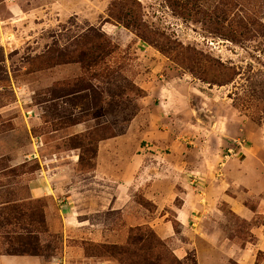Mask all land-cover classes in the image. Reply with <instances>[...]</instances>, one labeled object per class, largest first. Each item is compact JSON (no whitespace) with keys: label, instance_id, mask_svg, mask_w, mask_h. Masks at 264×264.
Wrapping results in <instances>:
<instances>
[{"label":"rangeland","instance_id":"obj_1","mask_svg":"<svg viewBox=\"0 0 264 264\" xmlns=\"http://www.w3.org/2000/svg\"><path fill=\"white\" fill-rule=\"evenodd\" d=\"M92 44L100 56L88 66L81 52ZM153 78L192 86L187 106L195 111L187 107L176 113L188 123L190 116L210 123L220 117L234 134L238 120L247 125L243 153L232 136L226 145L204 129L185 132L192 127L178 120L175 136L207 145L188 144L192 156L196 149L223 155L232 148L238 166L257 154L264 142V0H0V236L10 230L9 239H18L29 226L43 232L44 256L60 250L62 235L46 221L47 201L32 198L28 185L40 167L30 157L34 144L46 156L68 150L80 141L70 142L73 121L88 120L79 124L91 134L87 129L74 136L86 134L94 141L111 131L124 134L139 113L146 122L140 83ZM79 151L82 168L90 170L94 151ZM138 200L152 210L141 195ZM222 208L243 237L250 223ZM174 214L170 210L177 236L167 241L149 225L124 229L122 216L107 212L102 221L111 241L88 242L86 252L114 264H150L147 254L158 255L159 264H196L198 255L206 264H219L208 243L181 228ZM130 237L137 241L129 244ZM113 245L128 252H114ZM182 245L185 258L176 253Z\"/></svg>","mask_w":264,"mask_h":264},{"label":"crops","instance_id":"obj_2","mask_svg":"<svg viewBox=\"0 0 264 264\" xmlns=\"http://www.w3.org/2000/svg\"><path fill=\"white\" fill-rule=\"evenodd\" d=\"M140 84L146 92V122L139 113L124 134L100 141L91 170L82 168L79 149L46 156L34 144L30 157L37 159L40 167L28 180L30 193L34 199L47 201L46 221L51 231L61 233L62 246L50 256L8 255L0 251V264H114L88 254L85 248L88 242L111 241L103 215L115 212L122 216L124 229L152 226L160 238L169 241L177 236L170 210L181 228L190 229L195 237L208 243L213 256L217 255L216 261H221L219 264H264V142L261 151L248 155L238 166L237 153L230 154L232 148L223 155L196 149L192 156L193 149L188 144L207 146L206 143L199 139L187 142L190 137L181 140L182 136H175L176 122L188 123L187 116L176 113L187 107L195 111L189 103L187 106L192 86L167 78ZM176 93L181 95L180 108L172 97L177 98ZM190 118L192 122L187 126L192 130L185 132L204 129L226 145L232 136L230 139L238 141L245 153L241 136L247 125L243 120H238V134H234L230 124L224 125L220 117L211 123L206 118ZM69 129L72 132L68 135H74L88 128L77 124ZM216 150L223 149L218 146ZM140 195L152 203V210L139 202ZM223 205L230 215L250 223L243 237L225 215ZM119 237L125 240L124 233ZM189 243L182 240L184 245ZM185 249L182 245L176 250L180 258L186 257ZM196 264H206L205 257L198 255Z\"/></svg>","mask_w":264,"mask_h":264},{"label":"trees","instance_id":"obj_3","mask_svg":"<svg viewBox=\"0 0 264 264\" xmlns=\"http://www.w3.org/2000/svg\"><path fill=\"white\" fill-rule=\"evenodd\" d=\"M94 46L95 45L92 44L88 48H86L85 50H82V52H81V55L83 54L84 57H85V58H82V59L85 60V63L88 66H92V64H91L92 61L96 60V58H98L100 56L99 54L97 55V54H95L93 52V49H94L93 47ZM145 95H146V92L144 91V95L141 98H143ZM56 115L60 116V114H58V113ZM88 115H89V113H85V117H88ZM133 118L134 117H132L131 120ZM71 120H72V118H70V121ZM131 120H129L128 122L130 123ZM87 121L88 120H84L83 122L82 121H73V125H76V124H79V123H86ZM99 126H101L100 123L97 124L96 127H94V128L92 127V128L96 129ZM89 129L90 128H88L86 134H91V132H90L91 130H89ZM108 130H110V129H108ZM98 132H99V130H98ZM112 132L113 131L110 132L112 134L111 136L100 135V137H98V139L95 140V141L90 135H88V136L86 134L75 135V136L73 135L70 138V142L75 140V139H79L80 141L77 142V143H73V145H71L69 147V149H80V150H83V151L84 150H86V151H94V155L90 158L91 161H89V163H88L89 164V168L91 170L95 166V159L97 157L98 146H99L100 141H102L104 139H107V138H111V137H115V136L121 135V134H116V132L115 133L114 132L112 133ZM83 162H85L84 159H83V154H80V163H83ZM152 209H153V206H152ZM139 227H141V226H139ZM23 230H25L28 234L26 236H22V237H19L18 239H14V240H12L11 238L9 239V236H8L12 232L10 230L5 231L4 234H6V235L0 236V238H1L0 239V251L3 254H8V255H41V256H43L44 254L42 253V250H41V248L43 246H42L41 235H40L43 232L42 231H36V230L34 231L31 228H29V226L27 228H23ZM129 239H130L129 240V244L137 241V239L133 238V237H130ZM112 251L127 253L128 249L123 248V247H118L117 245H113L112 246ZM50 255H52V253ZM144 260H148L150 262V264H159V256L158 255L155 256V259H154V258H149L148 254H147V256H145Z\"/></svg>","mask_w":264,"mask_h":264}]
</instances>
